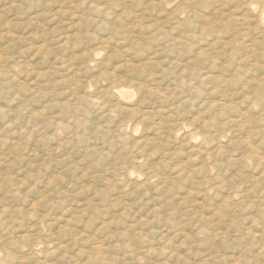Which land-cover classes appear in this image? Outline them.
<instances>
[{"label": "rangeland", "instance_id": "rangeland-1", "mask_svg": "<svg viewBox=\"0 0 264 264\" xmlns=\"http://www.w3.org/2000/svg\"><path fill=\"white\" fill-rule=\"evenodd\" d=\"M245 10L0 0V264H264V52L247 42L264 18Z\"/></svg>", "mask_w": 264, "mask_h": 264}, {"label": "bare ground", "instance_id": "bare-ground-1", "mask_svg": "<svg viewBox=\"0 0 264 264\" xmlns=\"http://www.w3.org/2000/svg\"><path fill=\"white\" fill-rule=\"evenodd\" d=\"M166 1V0H165ZM189 1V0H188ZM246 1V9L247 10H249V11H252V12H254V13H256V15L258 16V18H259V20L261 19V18H264V0H245ZM244 0H243V2H245ZM215 2V1H214ZM230 2V1H229ZM112 3H115V2H112ZM167 3V2H166ZM170 3V2H169ZM182 3V2H181ZM186 3V2H185ZM190 3V2H189ZM187 4V3H186ZM193 4V3H192ZM112 5V4H111ZM114 5V4H113ZM181 5V4H180ZM240 5V4H239ZM162 6V5H161ZM184 6V5H183ZM188 6V5H187ZM193 6H195V5H193ZM234 6V5H233ZM98 7V6H97ZM102 8V7H101ZM190 8V7H189ZM192 8V7H191ZM103 9V8H102ZM190 10V9H189ZM247 10H245V11H247ZM112 11V10H111ZM191 11V10H190ZM84 12V11H83ZM108 14V13H107ZM176 14V13H175ZM100 15V14H99ZM231 15V14H230ZM249 15V14H248ZM56 16V15H55ZM191 16V15H190ZM245 16H246V14H245ZM244 16V17H245ZM252 16V14L249 16V17H251ZM248 17V18H249ZM253 17V16H252ZM251 17V18H252ZM238 18V17H237ZM242 18V17H241ZM248 18H245L244 20H246V19H248ZM96 19V18H95ZM229 19V18H228ZM251 20V19H250ZM102 21V20H101ZM160 21V20H159ZM252 21V20H251ZM209 22V21H208ZM211 23V22H210ZM244 23V22H243ZM251 23V22H250ZM249 23V24H250ZM260 23V22H259ZM246 24V23H245ZM3 25V24H2ZM110 25V24H109ZM180 25V24H179ZM191 25V24H190ZM251 25V24H250ZM137 26V25H136ZM246 26V25H245ZM256 26V25H255ZM99 27V26H98ZM174 27V26H173ZM176 27V26H175ZM181 27V26H180ZM243 27V26H242ZM249 27V26H248ZM251 27V26H250ZM182 28V27H181ZM259 28H260V30H261V28H262V26H261V24H259ZM208 29V28H207ZM215 30V29H214ZM213 30V31H214ZM244 30V29H243ZM250 30V29H249ZM178 31V30H177ZM240 31H241V29H240ZM255 32H256V30H255ZM233 33V32H232ZM234 33H236V32H234ZM216 34V33H215ZM259 34V33H258ZM9 35V34H8ZM196 35V34H195ZM198 35V34H197ZM200 35V34H199ZM259 36V35H258ZM109 37V36H108ZM247 37H248V35H247ZM250 37H252V36H250ZM260 37L261 38H259V39H256L255 37H252V38H249L250 40H247V42L249 43L248 44V48H251L250 49V51H249V53H251L252 51H254V52H256V51H262V52H264V29H263V31H261L260 32ZM59 38V37H58ZM189 38V37H188ZM237 38V37H236ZM263 38V39H262ZM179 39V38H178ZM238 40V39H237ZM135 41V40H134ZM171 41V40H170ZM220 41H222V40H220ZM123 42H125V41H123ZM213 42V41H212ZM190 43V42H189ZM239 43V42H238ZM61 45V47L63 46L62 44H60ZM140 46V45H139ZM39 47V46H38ZM137 47V46H136ZM129 48V47H128ZM127 48V49H128ZM199 48V47H198ZM228 48V47H227ZM226 48V49H227ZM38 49V48H37ZM133 50V49H132ZM221 50V49H220ZM248 49H246V51H247ZM39 51V50H38ZM93 51V50H92ZM215 51V50H214ZM217 51V50H216ZM231 51V50H230ZM245 51V50H244ZM218 52H219V50H218ZM248 52V51H247ZM222 53H223V51H222ZM226 53H228V52H226ZM198 55V54H197ZM200 55V54H199ZM245 55H248V53H246L245 52ZM256 55V54H255ZM264 55V54H263ZM200 56H202V54L200 55ZM254 56V55H253ZM91 57V56H90ZM220 57V56H219ZM249 57H250V55H249ZM97 58V57H96ZM197 58V57H196ZM206 58V57H205ZM255 58H256V56H255ZM242 59V58H241ZM245 59H246V61H244V59H243V61L244 62H247V60L249 59L250 60V58H247V57H245ZM254 59V58H253ZM209 60V59H208ZM248 60V61H249ZM237 61V60H236ZM242 61V62H243ZM251 61V60H250ZM253 61V60H252ZM92 62V61H91ZM94 62V61H93ZM258 62V61H257ZM103 63V62H102ZM127 63V62H126ZM195 63V62H194ZM233 63H234V61H233ZM232 63V64H233ZM139 64V63H138ZM216 64V63H215ZM221 64V63H220ZM231 64V63H230ZM236 64V63H235ZM214 65V64H213ZM234 65V64H233ZM238 65V64H237ZM237 65H235V69H236V66ZM240 65V64H239ZM254 65V64H253ZM104 66V65H103ZM121 66V65H120ZM134 66V65H133ZM125 67V66H124ZM127 67V66H126ZM242 67V66H241ZM243 67H246V63H245V66H243ZM252 67V66H251ZM264 67V66H263ZM121 68V67H120ZM260 68H262V67H260ZM115 69V68H114ZM238 69V68H237ZM247 69H249V67H247ZM264 69V68H263ZM217 71V70H216ZM220 71V70H219ZM27 72V71H26ZM237 72V71H236ZM196 73V72H195ZM207 73V72H206ZM235 73V72H234ZM233 73V74H234ZM248 73V72H247ZM204 74V73H203ZM237 74V73H236ZM254 74V73H253ZM107 76V75H106ZM199 77V76H198ZM206 77V76H205ZM107 77H105V79H106ZM219 78V77H218ZM200 79H201V77H200ZM206 79V78H205ZM208 79V78H207ZM253 80H254V78H253ZM252 80V81H253ZM259 81L258 79H255V81ZM113 81V80H112ZM124 81V80H123ZM126 81V80H125ZM263 81V80H262ZM201 82V81H200ZM254 82V81H253ZM128 83V82H127ZM141 83V82H140ZM149 83V82H148ZM136 84V83H135ZM74 85V84H73ZM128 85V84H127ZM262 85H264V84H261V86ZM116 86V85H115ZM138 86V85H137ZM193 86V85H192ZM256 87H257V85H255ZM110 87V86H109ZM241 87V86H240ZM52 89V88H51ZM119 89V88H118ZM130 89V88H129ZM132 89V88H131ZM244 89V88H243ZM263 89V88H262ZM258 91V90H257ZM256 91V92H257ZM264 91V90H263ZM116 92V94L118 95V94H121V93H123V91L122 90H117V91H115ZM250 92H251V90H250ZM254 92V91H253ZM103 93V92H102ZM258 93V92H257ZM264 93V92H263ZM156 94V93H155ZM161 94V93H160ZM259 95H261V92H260V94ZM263 95V94H262ZM242 96V95H241ZM248 96V95H247ZM229 98V97H228ZM256 98V97H255ZM93 99V98H92ZM77 100V99H76ZM258 100V99H257ZM100 101V100H99ZM53 103V102H52ZM257 103V102H256ZM88 104V103H87ZM222 104V103H221ZM77 105V104H76ZM80 105V104H79ZM96 105V104H95ZM97 106V105H96ZM99 106H101V105H99ZM103 106V105H102ZM101 106V107H102ZM75 108V107H74ZM115 108H116V106H115ZM217 108V107H216ZM96 109V108H95ZM44 112V111H43ZM131 112V111H130ZM223 112V111H222ZM81 114V113H80ZM84 114V113H83ZM111 114V113H110ZM120 114V113H119ZM125 114V113H124ZM78 115H79V113H78ZM35 116V115H34ZM41 117V116H40ZM44 117V116H43ZM78 117V116H77ZM104 118H106V117H104ZM71 119V118H70ZM73 119V118H72ZM85 119V118H84ZM232 119V118H231ZM236 120V119H235ZM51 121V120H50ZM69 121V120H68ZM40 124V123H39ZM51 124V123H50ZM123 125H125V124H123ZM180 127V126H179ZM49 129V128H48ZM90 129V128H89ZM155 129V128H154ZM125 130V129H124ZM182 130V129H181ZM177 131V130H176ZM165 133V132H164ZM192 133V132H191ZM169 136V135H168ZM205 136V135H204ZM185 137V136H184ZM88 139V138H87ZM176 139V138H175ZM159 140V139H158ZM208 140V139H207ZM88 141V140H87ZM162 141V140H161ZM208 142V141H207ZM211 144H213V143H211ZM193 147V146H192ZM162 148V147H161ZM195 148V147H194ZM83 151H85V150H83ZM161 151V150H160ZM164 151V150H163ZM193 151V150H192ZM215 151V150H214ZM86 152V151H85ZM194 152V151H193ZM165 154V153H164ZM155 155V154H154ZM209 155V154H208ZM216 155V154H215ZM215 157V156H214ZM214 159V158H213ZM260 159V158H259ZM243 160V159H242ZM174 162V161H173ZM213 162V161H212ZM185 165V164H184ZM109 167V166H108ZM112 167V166H111ZM182 169V168H181ZM113 172V171H112ZM128 174V173H127ZM6 175H8V174H6ZM5 175V176H6ZM118 175V174H117ZM116 176V175H115ZM104 178V177H103ZM17 179V178H16ZM79 179V178H78ZM151 179V178H150ZM126 180V179H125ZM150 181V180H149ZM217 181V180H216ZM3 182V181H2ZM119 182V181H118ZM124 182V181H123ZM1 184V183H0ZM20 184V183H19ZM139 184V183H138ZM2 185V184H1ZM135 185V184H134ZM143 185V184H142ZM51 187V186H50ZM141 187V186H140ZM214 190V189H213ZM18 191V190H17ZM94 192V191H93ZM95 193V192H94ZM98 194V193H97ZM12 195V194H11ZM55 195V194H54ZM58 195H59V193H58ZM46 196V195H45ZM2 197V196H1ZM94 197H95V195H94ZM68 199V198H67ZM114 199V198H113ZM10 200V199H9ZM41 200H43V199H41ZM53 200V199H52ZM58 200V199H57ZM16 201V200H15ZM49 201V200H48ZM116 201V200H115ZM209 201V200H208ZM212 201V200H211ZM231 201V200H230ZM41 202V201H40ZM65 202V201H64ZM118 202V201H117ZM46 203H47V201H46ZM8 204H9V202H8ZM35 204H37V203H35ZM40 204V203H39ZM91 204V203H90ZM118 204V203H117ZM123 204V203H122ZM1 205V204H0ZM69 205V204H68ZM50 206V205H49ZM89 206V205H88ZM87 206V207H88ZM111 206H112V204H111ZM127 206V205H126ZM8 208V207H7ZM11 208V207H10ZM9 208V209H10ZM46 208H47V206H46ZM84 208V207H83ZM12 209V208H11ZM13 209H15V208H13ZM17 209V208H16ZM16 209H15V212H16ZM39 209V208H38ZM97 209V208H96ZM115 209V208H114ZM214 209V208H213ZM124 210V209H123ZM122 210V211H123ZM48 211V210H47ZM99 211V210H98ZM37 212V211H36ZM87 212V211H86ZM38 213V212H37ZM10 214H12V213H10ZM107 214V213H106ZM122 214V213H121ZM30 215V214H29ZM115 215V214H114ZM1 216V215H0ZM41 216V215H40ZM107 216H108V214H107ZM121 216V215H120ZM38 218V217H37ZM43 218V217H42ZM144 219V218H143ZM146 219V218H145ZM78 221V220H77ZM140 221V220H139ZM147 221V220H146ZM152 221V220H151ZM50 222V221H49ZM56 222V221H55ZM87 222H88V220H87ZM116 221H114V223H115ZM106 223V222H105ZM138 224V223H137ZM143 224V223H142ZM50 226V225H49ZM106 226V225H105ZM46 227V226H45ZM65 228H66V226H65ZM70 228V227H69ZM98 228V227H97ZM141 228V227H140ZM154 228V227H153ZM63 229V228H62ZM99 229V228H98ZM102 229V228H101ZM41 231V230H40ZM111 231V230H110ZM161 231V230H160ZM182 231V230H181ZM62 232V231H61ZM103 232V231H102ZM107 232V231H106ZM66 234H68V233H66ZM130 234V233H129ZM83 235V234H82ZM86 235V234H85ZM162 235H163V233H162ZM74 236H76V235H74ZM59 237V236H58ZM57 237V238H58ZM61 237V236H60ZM77 237V236H76ZM83 237V236H82ZM144 237V236H143ZM163 237V236H162ZM216 238V237H215ZM158 239V238H157ZM217 239V238H216ZM1 240V239H0ZM38 240V239H37ZM79 240V239H78ZM139 240V239H138ZM39 241V240H38ZM88 241V240H87ZM78 242V241H77ZM36 243V242H35ZM150 243V242H149ZM30 244V243H29ZM44 244V243H43ZM52 244V243H51ZM117 245V244H116ZM49 246V245H48ZM33 247V246H32ZM47 247V246H46ZM55 247V246H54ZM109 247V246H108ZM134 247V246H133ZM133 247H132V249H133ZM28 248V247H27ZM34 248V247H33ZM57 248V247H56ZM81 248V247H80ZM128 248V247H127ZM129 248H130V246H129ZM157 248V247H156ZM163 248V247H162ZM63 249V248H62ZM64 249H66V248H64ZM83 249V248H82ZM116 249H118V248H116ZM166 249V248H165ZM8 250V249H7ZM34 250V249H33ZM59 250V249H58ZM80 250V249H79ZM125 250V249H124ZM153 250V249H152ZM81 252V251H80ZM87 252V251H86ZM64 253V252H63ZM136 253V252H135ZM50 254H52V253H50ZM81 254V253H80ZM83 254V253H82ZM131 254V253H130ZM133 254H134V251H133ZM132 254V255H133ZM100 255V254H99ZM106 255V254H105ZM3 257V256H2ZM25 257V256H24ZM30 257V256H29ZM91 257H93V256H91ZM99 257V256H98ZM210 257V256H209ZM34 258V257H33ZM139 258V257H138ZM22 259V258H21ZM27 259V258H26ZM94 259H96V258H94ZM93 259V260H94ZM18 260V259H17ZM39 260V259H38ZM23 261H25V260H23ZM91 261V260H90ZM104 261V260H103ZM132 261V260H131ZM136 261V260H135ZM4 262V261H3ZM123 262V261H122ZM8 263V262H7ZM109 263V262H108ZM158 263V262H157ZM6 264V263H5ZM36 264V263H35ZM54 264V263H53ZM99 264V263H98ZM114 264V263H113ZM115 264H116V262H115ZM135 264V263H134ZM139 264V263H138Z\"/></svg>", "mask_w": 264, "mask_h": 264}]
</instances>
